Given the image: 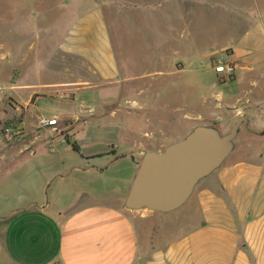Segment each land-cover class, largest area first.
I'll use <instances>...</instances> for the list:
<instances>
[{
  "label": "crops",
  "instance_id": "0c3cea01",
  "mask_svg": "<svg viewBox=\"0 0 264 264\" xmlns=\"http://www.w3.org/2000/svg\"><path fill=\"white\" fill-rule=\"evenodd\" d=\"M176 1V15L191 23L198 0ZM214 1L219 4L212 3V15L221 12L229 23L252 27L227 48L225 62L235 67L231 78H221L211 67L217 83L212 87L218 89L212 106L205 114L186 116L213 125L222 120L214 113L220 108L230 112L233 122L245 119L248 96L264 81V0H252L248 10L236 0ZM109 2L110 8L103 0H16L0 14L19 25L29 5L41 31L16 35L21 42L37 41L27 50L45 59V74L52 79L27 83L25 73L35 70L26 65L15 71L17 98L7 97L19 120L15 127L20 139L28 141L0 150V264H264V145L253 147L247 158L228 156L193 190V209L181 223L164 230L165 224L157 220L150 231L148 223L156 212L124 208L141 158L126 146L84 151L77 143L82 132L78 114L86 108L79 103L73 111L81 100L76 93L119 84L125 88L132 82L123 76L106 10L118 22L150 13L151 0H126L124 6L122 0ZM8 31L5 28L4 34ZM20 46L15 45L17 57L23 58ZM7 55H13L12 48ZM238 76L250 77L251 89H238ZM230 79L234 85L226 86ZM43 102L57 107L44 110ZM54 117L56 132L38 127L39 119ZM253 133L264 140V131ZM61 137L66 143H60ZM166 146L156 144L150 151L161 152Z\"/></svg>",
  "mask_w": 264,
  "mask_h": 264
},
{
  "label": "rangeland",
  "instance_id": "374dc122",
  "mask_svg": "<svg viewBox=\"0 0 264 264\" xmlns=\"http://www.w3.org/2000/svg\"><path fill=\"white\" fill-rule=\"evenodd\" d=\"M15 1L0 0V14L6 13L9 10L6 9L7 4ZM20 1L29 2V0ZM103 1L108 7L110 6L109 0ZM125 1L122 0L123 6L126 5ZM236 1L240 2L238 5L243 10L250 9L253 3L252 0ZM176 2V0H151L150 13L144 18L132 14L119 22L112 18L110 7L108 11L106 10L116 55L124 66L123 76L131 77L132 82L125 88L119 84L76 93L81 100L75 104L73 111H77L79 103L86 108V113L78 114L82 118L78 129L82 132L79 133V137L75 135L77 143L84 151H105L113 146L115 148L126 146L128 152L133 150L137 158H141L144 152H150L156 144L169 146L183 140L196 125L202 123L204 124L201 126L213 125L214 122L211 121L187 120L186 116L205 114L207 108L212 106L213 95L218 89L212 87L217 83L211 67L218 61L225 62V57L229 56L227 48H233L243 31L252 26L247 23L244 25L229 23L220 15L221 12L212 15L209 12L212 3L219 4L214 0H198L191 23H185L180 15H176ZM158 3L162 6L157 7ZM25 12L27 18L19 25L14 18L4 14L0 16V150L2 148L9 150L10 147L28 141V138L21 141V136L13 134L5 136L4 133L6 127L19 123L18 117L13 113V102L7 99L8 96L16 99L19 94L15 88L19 83L15 71L31 65L35 71L25 73L23 79L27 83L52 80L50 75L45 74L48 70L47 66H44L45 59L27 50L28 44L37 45V41L32 38L30 42H21L16 35L25 33L31 36L41 31L36 26V17L30 14L29 5H26ZM7 27L9 31L4 34V29ZM15 45H21L25 57H17L18 50ZM11 48L13 55L10 56L7 53ZM86 72L90 79V72L88 70ZM145 75L148 77L145 78ZM240 77L237 78V88L251 89L248 85L251 78ZM91 82L93 85L96 83ZM233 85V79L226 83V86ZM252 90L253 95L248 96L250 109L245 110L246 125L239 127L233 140L234 149L228 160L247 158L253 147L264 145V140H260L253 133L255 129L264 131V94H261L264 92V81L259 80L258 87ZM139 91L144 94L139 96L137 94ZM259 100L261 103L257 105ZM40 107L50 110L57 105L43 102ZM241 108L245 109L246 106L241 105ZM214 113L222 119L215 122L218 125L215 128L221 135H225L236 121L233 122L230 112L225 108H220ZM17 130L18 128L15 132ZM107 132L111 134H106ZM89 133L95 134L96 137L93 138ZM117 162L119 163L120 160L118 159ZM110 175L113 177L112 173ZM203 180L205 179L198 182L194 190L204 182ZM191 198L192 194L179 209L173 212L156 213V218L148 223L150 231L156 226L157 220L165 224L161 227L164 230H171L173 226L181 223L183 217L193 209Z\"/></svg>",
  "mask_w": 264,
  "mask_h": 264
},
{
  "label": "water",
  "instance_id": "95a60500",
  "mask_svg": "<svg viewBox=\"0 0 264 264\" xmlns=\"http://www.w3.org/2000/svg\"><path fill=\"white\" fill-rule=\"evenodd\" d=\"M244 119L226 135L210 126H196L183 140L161 152H144L124 200L127 210L170 213L179 209L202 179L217 170L234 149Z\"/></svg>",
  "mask_w": 264,
  "mask_h": 264
},
{
  "label": "built area",
  "instance_id": "2783aa9c",
  "mask_svg": "<svg viewBox=\"0 0 264 264\" xmlns=\"http://www.w3.org/2000/svg\"><path fill=\"white\" fill-rule=\"evenodd\" d=\"M213 72L216 75L221 76V78L224 79H229L233 76L234 71H235V67L234 64L230 63V62H222V61H218L217 64L215 66L212 67ZM57 118H41L38 120V127L40 128H50L52 131L56 132L57 129ZM16 127L14 126V124H11L9 127H6L4 129V133L5 136H10V135H14V136H21L22 134H20V131L17 130V132H15ZM60 143H66V139L61 137Z\"/></svg>",
  "mask_w": 264,
  "mask_h": 264
},
{
  "label": "trees",
  "instance_id": "16d2710c",
  "mask_svg": "<svg viewBox=\"0 0 264 264\" xmlns=\"http://www.w3.org/2000/svg\"><path fill=\"white\" fill-rule=\"evenodd\" d=\"M210 127L215 128V125H210ZM215 129H216V128H215ZM71 146H72V148H73L74 150H76V151L78 150L77 147L75 146V144H71Z\"/></svg>",
  "mask_w": 264,
  "mask_h": 264
}]
</instances>
